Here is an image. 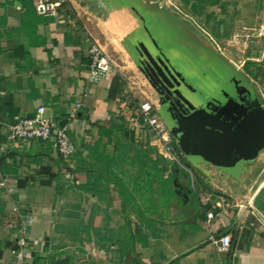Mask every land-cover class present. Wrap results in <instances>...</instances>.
Here are the masks:
<instances>
[{
  "label": "crops",
  "instance_id": "obj_1",
  "mask_svg": "<svg viewBox=\"0 0 264 264\" xmlns=\"http://www.w3.org/2000/svg\"><path fill=\"white\" fill-rule=\"evenodd\" d=\"M36 1L0 0V171L6 182L0 186V264H15V231L8 223L17 207L35 216L31 264H264V150L238 178L194 162L222 173L201 175L205 186L192 185L182 203L175 179L133 173L146 164L148 139L162 158L158 138L135 121L129 105V92L141 84L137 72L149 80L134 50L145 37L143 17L118 0H65L57 15L40 14ZM205 6L212 36L251 35V43L242 44L248 50L242 72L227 65L249 87L251 102L259 101L252 84L264 85V0H206ZM95 42L113 61L99 82L89 79ZM151 101L169 128L162 102ZM40 106L76 142L71 160L61 156L54 138L8 139L10 125ZM217 178L243 190L256 187L248 203L237 198L240 208L233 209L215 194L224 192ZM171 182L179 188L164 205ZM148 187L158 200L152 206L142 204ZM208 212L215 214L211 221ZM225 233L232 236L229 252L211 240Z\"/></svg>",
  "mask_w": 264,
  "mask_h": 264
},
{
  "label": "rangeland",
  "instance_id": "obj_2",
  "mask_svg": "<svg viewBox=\"0 0 264 264\" xmlns=\"http://www.w3.org/2000/svg\"><path fill=\"white\" fill-rule=\"evenodd\" d=\"M205 1L206 0H128V2L134 5V8L139 11L144 20L145 37H142L138 43L140 41L152 43L162 52L163 57L170 63L173 69H175L176 73L180 71L179 73H181L182 77L185 79L186 84L190 85L192 88L195 87L198 92L201 91L205 93V96L212 97L213 95L209 91V87L212 84L209 83L208 85L205 83V80L209 78L208 64L210 62H212V65L214 64L211 58L214 57L213 59L216 58L224 62L227 61L226 63H231L233 67L242 72V69H244V59L248 55L246 52L248 51L247 48H244L242 44L246 46L249 45L252 38L251 35L242 37L238 34L231 39L223 40L218 39L216 36H212L213 32L210 31L209 27L211 23L207 21V18L204 16L205 13H207ZM188 15L192 16L195 20H190ZM205 31H210L212 33L209 32V35ZM232 49H235L238 54L232 51ZM189 66H192V71H188ZM237 70L235 71L237 72ZM137 73L136 81H139L141 84L140 88H134L133 92H129L130 95H133L131 96L130 107L137 111L140 107V103L146 100H153L156 102L159 100L161 105L160 95L157 93L152 83H150V79L148 78L149 80L147 81L145 76L140 72ZM220 86L221 85L218 87ZM252 90L257 100H259L260 103H262V101L264 103V99L261 97V94H264V85L253 83ZM179 103L180 102L177 101V104ZM165 104L168 105V101H166ZM179 106L185 109L184 106ZM175 115H173L174 118ZM167 120L168 124L171 125V117L168 116ZM169 131L172 135V145L176 150L179 161L170 162L163 157L160 158L158 152L150 150L151 148L149 145H151V142L150 139H148V141L144 143L147 147H142L148 155L145 156L148 158L144 159L146 160V164L140 168L133 169V173L147 174L153 177L156 174H163L168 175L169 178L175 179V181H177L176 183L180 184L179 187L181 189L178 190V193H180L179 195L181 198L179 200H181L182 203L186 200L187 191L192 190V185H195V189H198V186H205L201 175L218 173V176L220 175L219 173L222 172L220 169L213 166L210 167L204 163L198 165L194 164V161L188 158L181 147L178 141V135L173 134L171 131V126H169ZM151 154H154V157L156 156L157 166L155 165V160H151ZM262 156L264 157V154H262ZM218 182L221 181L218 179ZM221 184L223 185L222 191L224 192H221V194L219 193L220 190H216L215 194L218 196L223 195L224 202L228 203L233 209L240 208L239 202L243 200L248 203L256 187V185L252 183L251 185H247V188L243 190L240 187L241 184H236V182L227 184L221 182ZM168 187H170V189ZM179 187L177 184L176 186L173 185V182L166 186L164 205L171 204L170 191L176 192V189ZM150 191H152V188L148 187L147 195L145 194L147 201L142 202V204H147L149 206L157 204L158 200L155 195L156 193L154 194ZM237 198H240V201ZM247 207H249L247 208V210H249L251 204L247 205Z\"/></svg>",
  "mask_w": 264,
  "mask_h": 264
},
{
  "label": "water",
  "instance_id": "obj_3",
  "mask_svg": "<svg viewBox=\"0 0 264 264\" xmlns=\"http://www.w3.org/2000/svg\"><path fill=\"white\" fill-rule=\"evenodd\" d=\"M137 48L142 56L147 58V64L160 76L167 92L174 93L183 101L177 105L168 101V105L171 112L177 113L176 125L171 127V131L178 135V141L188 158L194 162L212 163L238 178L246 163L253 161L264 150V107L261 103L259 101L235 103L242 106L241 110L235 108L223 113L229 107V103L235 101L231 98L229 103L224 105L219 103L211 111L207 104V107L198 108L205 102V95L186 84L181 73H174L155 51L157 47L150 42L146 44L140 41ZM150 77L154 81L152 76ZM220 88L218 87L216 91ZM200 97H204V100ZM184 104L188 109L185 113L179 106ZM161 114L165 117L162 111Z\"/></svg>",
  "mask_w": 264,
  "mask_h": 264
},
{
  "label": "built area",
  "instance_id": "obj_4",
  "mask_svg": "<svg viewBox=\"0 0 264 264\" xmlns=\"http://www.w3.org/2000/svg\"><path fill=\"white\" fill-rule=\"evenodd\" d=\"M65 0H37L36 10L43 15H57ZM89 79L92 82H99L108 76L113 67V61L105 52L103 47L95 42L89 51ZM81 104H77L79 107ZM45 107L40 106L37 112L31 116H21L10 125L8 139L12 142H32L39 141L48 143L55 139V147L62 157L67 161L71 160L77 152V145L73 137L68 132L67 127H57L48 117L44 116ZM135 121L150 129L161 146V155L170 162H178V155L172 145V135L166 122L160 116L158 107L151 100L140 103L136 111ZM6 182L0 171V186H5ZM208 220L211 221L215 214L208 212ZM35 224V216L20 211L15 208L9 218L8 225L15 231V264H31L29 258L30 251V229ZM212 242L221 252H229L232 247L231 234L212 235Z\"/></svg>",
  "mask_w": 264,
  "mask_h": 264
},
{
  "label": "trees",
  "instance_id": "obj_5",
  "mask_svg": "<svg viewBox=\"0 0 264 264\" xmlns=\"http://www.w3.org/2000/svg\"><path fill=\"white\" fill-rule=\"evenodd\" d=\"M121 3H124L126 5H130L128 0H118ZM228 63L216 59L213 65H210L208 67V73L209 78L205 80V83L209 85L211 83L212 85L209 87V91L212 93V97H208L206 104L208 106L218 105L222 99H226L227 97L229 99L233 98L235 100H239L241 102L244 101H253L251 99V93L249 87L246 85V83L241 80V77L236 75L235 70L227 65ZM117 81H119V78L115 79V86H118ZM210 81V82H209ZM226 83L227 85L221 87L218 91L217 88L220 84ZM200 94L203 96L206 95L205 93L199 91ZM215 93V94H214ZM210 95V94H209ZM206 97V96H205ZM207 98V97H206ZM210 99V100H209Z\"/></svg>",
  "mask_w": 264,
  "mask_h": 264
},
{
  "label": "flooded vegetation",
  "instance_id": "obj_6",
  "mask_svg": "<svg viewBox=\"0 0 264 264\" xmlns=\"http://www.w3.org/2000/svg\"><path fill=\"white\" fill-rule=\"evenodd\" d=\"M147 44V43H146ZM137 46H138V43L136 44V46H135V48H134V50H135V54H136V56H137V59H138V61L140 62V65L142 66V63L144 64L143 66H142V68H143V71L145 72V74L148 76V78L150 79V81H151V83H152V85L155 87V89H156V91H157V93L160 95V98H161V102H162V106L164 107V114L166 115V116H169V117H171V118H174L172 115H175V111L172 113L171 112V108L169 107V105H166L165 103H166V101H171V102H174L176 105H177V101H179L180 103H183V101H181L174 93L173 94H169L168 92H167V89L164 87V84H163V81H162V79L160 78V76L157 74V72L156 71H154L153 69H152V67H150L147 63H148V60H147V58L146 57H143L142 56V54H141V52L138 50V48H137ZM155 51H157V53L164 59V61L166 62V64L170 67V69H172V71L174 72V73H176V71H175V69H173V67L170 65V63H168L167 61H166V59L163 57V54H162V52H160L158 49L156 50L155 49ZM210 65H212V63H209L208 64V67L210 66ZM146 67V68H145ZM191 68H192V66H189V68H188V71H190L191 70ZM178 71V70H177ZM180 71H178L177 73L178 74H180L179 73ZM149 73L151 74V75H149ZM150 76H152V78L154 79V81L151 79V77ZM227 85V84H226ZM225 85V86H226ZM163 87H164V89H163ZM195 88V87H194ZM222 88H223V86H222ZM196 89V88H195ZM191 93H192V91H190ZM196 92H198L197 90H196ZM215 94V93H214ZM207 98H205V100H207L208 99V96H206ZM200 99L201 100H204V97H200ZM210 100V99H209ZM231 100V99H230ZM229 98L227 97L226 99H222V101L220 102V104L221 105H224V104H226V103H229ZM233 100H235V99H233ZM206 102L207 101H205V102H202V104L201 105H199L198 106V108L199 107H207L206 106ZM235 103H241V104H243L241 101H239V100H235V101H233V103L231 102V103H229V107L228 108H226L227 110H225V111H223V113H227V112H230V111H232V110H235V108L237 109V110H241V108H242V106H240V105H237V104H235ZM184 107H185V109L183 110V113H185L186 111H188V109H187V106L184 104L183 105ZM216 106H217V104L216 105H211L210 107H209V110L211 111V109L212 108H216ZM234 106V107H233ZM180 111H182V110H180ZM177 114V113H176ZM173 122V124H176V121H175V118L173 119V120H171V123Z\"/></svg>",
  "mask_w": 264,
  "mask_h": 264
}]
</instances>
